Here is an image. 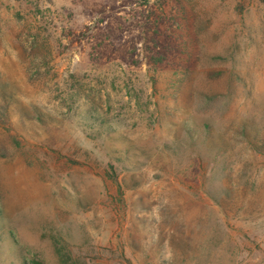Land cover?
Returning <instances> with one entry per match:
<instances>
[{
	"label": "rangeland",
	"instance_id": "374dc122",
	"mask_svg": "<svg viewBox=\"0 0 264 264\" xmlns=\"http://www.w3.org/2000/svg\"><path fill=\"white\" fill-rule=\"evenodd\" d=\"M0 264H264V0H0Z\"/></svg>",
	"mask_w": 264,
	"mask_h": 264
}]
</instances>
